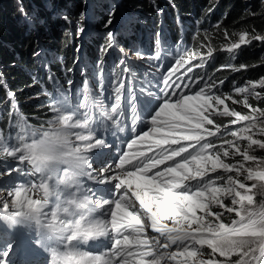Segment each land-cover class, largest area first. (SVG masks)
<instances>
[{
  "label": "snow or ice",
  "instance_id": "1",
  "mask_svg": "<svg viewBox=\"0 0 264 264\" xmlns=\"http://www.w3.org/2000/svg\"><path fill=\"white\" fill-rule=\"evenodd\" d=\"M231 35L229 52L264 42ZM212 40V30L198 28L193 48L137 53L172 55L143 81L121 59L96 94L85 81L70 96L49 73L47 118L0 129V161L8 162L0 223L35 237H0V264H16L11 256L25 242L49 252L51 264H264V199H256L264 195V107L249 101L264 102V78L235 87L236 99L223 92L224 80L204 70L221 50ZM8 98L17 107L13 92Z\"/></svg>",
  "mask_w": 264,
  "mask_h": 264
},
{
  "label": "rangeland",
  "instance_id": "2",
  "mask_svg": "<svg viewBox=\"0 0 264 264\" xmlns=\"http://www.w3.org/2000/svg\"><path fill=\"white\" fill-rule=\"evenodd\" d=\"M41 1L43 8L39 9L38 7L35 9L36 6L32 8L29 6L28 0H0V9L8 3L13 5L15 16L13 18L12 28L18 32L15 38L19 42H22L19 45L17 44L18 41L13 44L10 41L0 40V45L8 49L12 56L11 60L3 61V57L0 55V120L7 118V114L10 117L14 115L16 120L25 118L24 106L26 108L33 107L35 111L44 108L43 111H38L45 116L44 119L49 115L47 108L41 107L42 103L46 102L48 98L43 93L37 95L38 92L35 90H32V92L27 91L20 85L21 81L17 79L22 78L19 75L22 71L30 72L32 70L36 82L41 80L48 82V86H41V92L42 88L47 89L48 92L54 91L53 82L48 79V75L51 73L56 78V86L66 89L70 96L74 93H79L85 81H87L89 91L92 94H96L103 85L99 82L100 79L96 80L93 77L89 64H87L89 57V55L85 56L87 50L94 47L97 48L93 54L96 57V64L92 67L99 65L104 57L114 54L121 59H126V62L131 63L133 66L145 68L152 60L138 58L137 53H134L136 48L132 45L128 46L127 41L131 44L132 42H136L137 39L144 38L146 35L141 31L134 32L132 29L140 24L148 28L147 25L150 23L153 27L151 33H149V38L153 39L158 36L162 27H167L165 25V19L167 18L171 24H174L175 14L178 13L175 3L172 0L171 2L169 0H142V2L147 3L146 7L142 4L140 6L134 5L137 0H68L69 7H64L63 1L59 0ZM223 1L209 0L214 5V8L208 14L207 25L211 27L210 30L214 29V25L221 24V22L230 19L227 11L222 15L216 13L217 8ZM241 1L245 16L231 19L232 25L229 23L230 25H225L220 29L218 36L212 40V43L214 48L221 50L214 52V58L204 69L209 75H213L217 70L220 72L213 77L217 82L224 80V84L221 85V90L225 93H231L233 99H236L235 87H243L249 81L255 82L264 78V42L252 40L250 44L241 45L240 48L231 52L223 50L228 47L231 41L237 39L231 35L232 33L247 32L249 34L248 38L252 34L264 35V23L260 24L259 27L254 26L253 23L248 24V26L241 23L249 18L252 19V22H263L264 0ZM206 8L207 5L205 6ZM50 14L51 17L48 18ZM110 16L112 23L108 24ZM106 24L107 27L105 26ZM177 29L180 35L183 32L187 38L186 29ZM224 30L229 32L228 37L222 35ZM109 31L113 32L115 36L111 47H109L110 42L107 35ZM132 38L133 40H131ZM66 43L69 45L67 48H64ZM18 45L25 49L23 56L19 53ZM193 47L191 45V48ZM17 49L18 52H16ZM247 53L251 54L252 58L257 62L245 65L240 71L243 72L258 68L256 77H247V73H244V80L241 83L235 80H227L229 78L227 75L229 74L224 69L231 70L230 76L237 75L239 71H232V67H235L232 64L244 62ZM222 56H229L234 61L233 63L226 64L223 70H219L220 63L218 59ZM67 59L70 61L68 62L71 71L65 74L64 65ZM193 63L195 62L193 61ZM55 64L59 65V70L56 73L53 71ZM204 70L194 69V72ZM79 75H83V78L79 77ZM106 76L103 73V84L105 85H107ZM69 80L72 81V84L68 83ZM9 91L15 94L17 104L15 108L8 98ZM257 91L262 90L257 89ZM39 97H43L44 99L41 100ZM249 101L255 107H264V102L257 101L251 97ZM225 105L234 106L242 114L250 111V109L244 108L243 105H232V100H225ZM221 119L224 123H228L229 119L232 118ZM36 122L39 123V121ZM29 123L35 125L32 122ZM239 126L241 125H230L233 129ZM258 155H264V152H258ZM6 163L8 162L0 161V171L4 170ZM21 182L23 181H17V183ZM7 192L8 184L4 179H0V197H7ZM258 192L264 193V188H260ZM256 199H264V195L258 194ZM31 253L33 254L34 251L24 250L18 252L17 250L16 254L11 256V259L16 264H22L24 261H30L32 264Z\"/></svg>",
  "mask_w": 264,
  "mask_h": 264
},
{
  "label": "trees",
  "instance_id": "3",
  "mask_svg": "<svg viewBox=\"0 0 264 264\" xmlns=\"http://www.w3.org/2000/svg\"><path fill=\"white\" fill-rule=\"evenodd\" d=\"M59 1H63L64 3V7H69V1L68 0H59ZM175 3V6L178 10V13L175 14V22L174 24H171V22L166 18L165 19V25L167 26L166 28H163V35H165L166 33H171L174 36H182L184 35V33L182 32L181 35L179 34V31L177 28H179L180 30H184L186 29V35H187V40L188 43L194 46V41H192L193 36L196 32V30L199 28L201 30L207 28L210 29L211 27L208 26V18H209V12L214 8V5L212 3L209 2V0H172ZM29 2V6L32 8L34 6H36L35 9H37L39 7V9H42V1L41 0H28ZM143 5L144 7L147 6V3L142 2V0H137L134 5L140 6ZM242 1L241 0H224L219 7L216 10V13L218 14H224L226 13V11L228 12V16L230 19L225 20L224 22H221V29L225 26L228 25L229 23L232 25V22L230 21L231 19H236L238 17H242L245 16L244 13V7L242 5ZM257 4V3H256ZM255 4V5H256ZM207 5V8L205 9V6ZM40 11V10H39ZM15 16V9L13 7V5L11 3H8L7 5L3 6L2 9H0V40L2 41H10L13 44L18 41V39L15 38L16 34L18 33L16 29H13V18ZM51 17V14L48 15V18ZM139 18V17H137ZM168 20V21H167ZM242 24H245L248 26V24L253 23L254 26L259 27L260 24H263V22L260 21H255L252 22V19H247L244 20L243 22H241ZM229 24V25H230ZM244 25V26H245ZM150 28L148 29L147 27H144L142 24L137 25L135 28H133L132 30L134 32L136 31H141L145 34L144 31H147L149 33H151V29L153 27V25H151L150 23H148V25ZM174 31V32H173ZM159 32V31H158ZM218 31L214 28L212 29V35H213V39H215L216 36H218ZM158 37H160V33L158 34ZM133 40V38L131 39ZM135 40V39H134ZM20 43L22 42H17V44L20 45ZM17 46L19 48V53L21 56H23V51H25L24 47L21 46ZM69 44L66 43L64 48H67ZM127 45L130 46L129 41H127ZM97 48H90L89 50H87L85 52V56L89 55L88 57V61L87 64H89L91 67L94 66L96 64V57L93 56V54L95 53ZM105 49V48H104ZM16 52H18V49L16 50ZM0 55L3 61H9L12 59L11 53L9 52L8 49H6L5 47H3V45H0ZM152 56H154V54H152ZM68 57V56H67ZM249 57V58H248ZM95 59V60H94ZM30 60V59H29ZM219 70L220 69H224L223 67L226 66V64L228 63H233V59L229 56H222L219 59ZM69 60L67 59L65 61V70L66 73L69 72V69H71L70 64L68 62ZM257 62L254 58H252L251 54L247 53L246 54V60L242 63H235L232 64L235 67H240V65H248V64H252ZM59 70V65L55 64L53 67V71L56 73ZM257 70H259L258 68L256 69H252L249 71H239V73L237 75H231V70H227L224 69V71H228L227 73L229 75H227V77H229L227 80H235L238 83H241L244 80V73H247V77L251 76V78L256 77L257 74ZM218 73V70L215 71L213 73L212 76H216ZM19 75L22 78H18L17 80L21 81L20 85H22L23 89H26L27 91L32 92V90L37 91V95L42 94V92L40 91L41 86L42 85H47L48 86V82L46 80H41V81H37L34 83V74L33 71L30 70V72H24L22 71L21 73H19ZM80 77V76H79ZM229 81V82H230ZM30 89V90H28ZM16 91V90H15ZM16 93V92H15ZM41 98V100H43V97H39ZM24 106V105H23ZM44 109V108H43ZM42 110H33L32 108H29L26 106H24L23 111L25 113V118L29 121L34 123L35 125L38 124V122L36 121H40L41 119H44L45 116L38 112V111H43ZM7 123V118H5L3 121H0L1 125H5Z\"/></svg>",
  "mask_w": 264,
  "mask_h": 264
},
{
  "label": "bare ground",
  "instance_id": "4",
  "mask_svg": "<svg viewBox=\"0 0 264 264\" xmlns=\"http://www.w3.org/2000/svg\"><path fill=\"white\" fill-rule=\"evenodd\" d=\"M150 27L148 26V29H149ZM145 32V35H147V34H149L150 33V31H149V33L147 32V31H144ZM85 62V61H84ZM79 63V62H78ZM76 71V70H75ZM80 76V75H79ZM99 159V158H98ZM32 239L34 238V234H32ZM23 264V263H22Z\"/></svg>",
  "mask_w": 264,
  "mask_h": 264
},
{
  "label": "water",
  "instance_id": "5",
  "mask_svg": "<svg viewBox=\"0 0 264 264\" xmlns=\"http://www.w3.org/2000/svg\"><path fill=\"white\" fill-rule=\"evenodd\" d=\"M135 53V52H134Z\"/></svg>",
  "mask_w": 264,
  "mask_h": 264
}]
</instances>
